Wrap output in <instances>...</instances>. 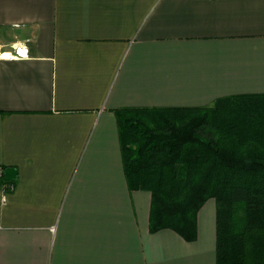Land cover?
Returning <instances> with one entry per match:
<instances>
[{
    "label": "crops",
    "instance_id": "1",
    "mask_svg": "<svg viewBox=\"0 0 264 264\" xmlns=\"http://www.w3.org/2000/svg\"><path fill=\"white\" fill-rule=\"evenodd\" d=\"M14 48L0 57L13 184L6 202L0 190V264H215L213 199L194 241L150 232L115 111L263 95L264 0H0V52Z\"/></svg>",
    "mask_w": 264,
    "mask_h": 264
},
{
    "label": "trees",
    "instance_id": "2",
    "mask_svg": "<svg viewBox=\"0 0 264 264\" xmlns=\"http://www.w3.org/2000/svg\"><path fill=\"white\" fill-rule=\"evenodd\" d=\"M115 114L127 186L151 195L150 232L194 241L213 199L215 264H264V94Z\"/></svg>",
    "mask_w": 264,
    "mask_h": 264
},
{
    "label": "built area",
    "instance_id": "3",
    "mask_svg": "<svg viewBox=\"0 0 264 264\" xmlns=\"http://www.w3.org/2000/svg\"><path fill=\"white\" fill-rule=\"evenodd\" d=\"M6 52L9 53V56H4L3 55ZM24 52L26 54V52H27V49L26 48H25ZM20 55H23V54L20 52V49L19 48H14L12 51H1L0 52V57H10V58H13V57H17V56H20ZM1 177H2V171H0V190H1V192H3L2 193V200H4V198H5L4 191L12 189V186L13 185L4 182L3 180H1Z\"/></svg>",
    "mask_w": 264,
    "mask_h": 264
},
{
    "label": "water",
    "instance_id": "4",
    "mask_svg": "<svg viewBox=\"0 0 264 264\" xmlns=\"http://www.w3.org/2000/svg\"><path fill=\"white\" fill-rule=\"evenodd\" d=\"M4 174L6 179H15L16 170L13 167H8L5 169Z\"/></svg>",
    "mask_w": 264,
    "mask_h": 264
},
{
    "label": "bare ground",
    "instance_id": "5",
    "mask_svg": "<svg viewBox=\"0 0 264 264\" xmlns=\"http://www.w3.org/2000/svg\"><path fill=\"white\" fill-rule=\"evenodd\" d=\"M3 55H4V56H6L7 54H6V53H4ZM7 56H9V54H8Z\"/></svg>",
    "mask_w": 264,
    "mask_h": 264
},
{
    "label": "clouds",
    "instance_id": "6",
    "mask_svg": "<svg viewBox=\"0 0 264 264\" xmlns=\"http://www.w3.org/2000/svg\"><path fill=\"white\" fill-rule=\"evenodd\" d=\"M5 202H6V197L4 198Z\"/></svg>",
    "mask_w": 264,
    "mask_h": 264
}]
</instances>
